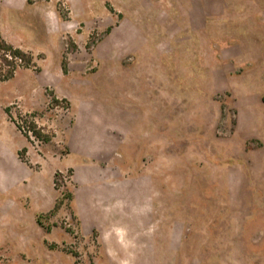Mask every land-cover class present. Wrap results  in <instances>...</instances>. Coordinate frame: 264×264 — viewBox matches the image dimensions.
Masks as SVG:
<instances>
[{
  "label": "rangeland",
  "instance_id": "374dc122",
  "mask_svg": "<svg viewBox=\"0 0 264 264\" xmlns=\"http://www.w3.org/2000/svg\"><path fill=\"white\" fill-rule=\"evenodd\" d=\"M0 38V264H264V0H0Z\"/></svg>",
  "mask_w": 264,
  "mask_h": 264
},
{
  "label": "trees",
  "instance_id": "16d2710c",
  "mask_svg": "<svg viewBox=\"0 0 264 264\" xmlns=\"http://www.w3.org/2000/svg\"><path fill=\"white\" fill-rule=\"evenodd\" d=\"M0 49L6 50V49H12V48L10 46L6 45L5 42L3 40H1V38H0ZM13 55H14L15 58H18V59H21V60H23L24 57H25L23 52H21L18 49H14L13 50Z\"/></svg>",
  "mask_w": 264,
  "mask_h": 264
}]
</instances>
